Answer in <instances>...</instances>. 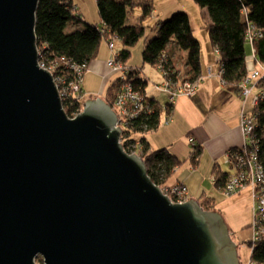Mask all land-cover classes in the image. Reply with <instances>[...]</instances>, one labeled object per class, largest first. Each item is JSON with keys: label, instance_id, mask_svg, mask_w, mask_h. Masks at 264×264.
I'll return each instance as SVG.
<instances>
[{"label": "water", "instance_id": "1", "mask_svg": "<svg viewBox=\"0 0 264 264\" xmlns=\"http://www.w3.org/2000/svg\"><path fill=\"white\" fill-rule=\"evenodd\" d=\"M40 0H0V264H240L217 212L172 203L105 100L68 117L40 67Z\"/></svg>", "mask_w": 264, "mask_h": 264}, {"label": "trees", "instance_id": "2", "mask_svg": "<svg viewBox=\"0 0 264 264\" xmlns=\"http://www.w3.org/2000/svg\"><path fill=\"white\" fill-rule=\"evenodd\" d=\"M192 1L200 9L207 11L204 30L209 35L213 48L219 51L224 88L231 95H239L242 89L241 84L248 75L246 59L251 47L247 38L251 27H255L262 34L253 43L256 60L264 65V0ZM97 5L101 18L100 25L85 23L84 28L78 29L77 26L82 22V17H79L78 11L75 12L76 6L73 0H40L35 28L40 55L48 62L57 63L59 66V60L65 58L79 66L86 65L89 69L97 60L103 42L109 43L118 38L119 45L122 47L119 51L120 58L124 64L128 63L131 60V50L146 37L147 22L154 17L153 0H97ZM135 10L141 14L139 23L130 26L128 19ZM155 25L158 28L157 37L145 47L142 53L144 63L155 67L159 55L166 51L172 65L173 55L168 49L173 47L182 54L187 78L191 81L201 78V45L194 34L189 14L179 12L167 21H157ZM130 71L127 76L128 81L133 83L141 93L147 94L149 81L142 77V71L138 69H130ZM119 81L120 78H117L106 91L104 100L111 107L114 106L113 101ZM257 88L260 92L261 90L264 92V77L257 83ZM149 101L154 110L150 115L140 117L132 124L131 133L140 136V140L135 138L131 141L138 142L141 149L139 155L145 160L151 181L164 189V187L172 186L169 182L176 169L184 162L173 156L167 149L151 152L145 136L161 127L163 114L160 102L153 97H150ZM63 107L71 118L74 113L82 109V104L72 99L68 103L63 102ZM254 110L257 121L254 133L259 144L261 165L264 168V97ZM123 148L130 152L128 144L123 145ZM200 155L201 147L195 146L190 157L194 168L199 163ZM228 176L227 171L219 170L214 173L212 178L216 179L214 185L218 190L224 185ZM198 203L207 212L216 211V202L211 197L203 195ZM248 245L251 246V241ZM251 256L254 264H264V244H257Z\"/></svg>", "mask_w": 264, "mask_h": 264}, {"label": "built area", "instance_id": "3", "mask_svg": "<svg viewBox=\"0 0 264 264\" xmlns=\"http://www.w3.org/2000/svg\"><path fill=\"white\" fill-rule=\"evenodd\" d=\"M78 11L75 7V12ZM78 14V13H77ZM79 15V14H78ZM80 17V16H79ZM262 34L257 31L255 27L249 29L247 41L251 47V53L246 59L248 66L247 78L241 84V91L239 96L245 103L248 100L252 102L251 114L246 113L244 108L242 109L240 122L241 133L244 137V146L238 151L230 150L225 156V165L229 168V176L226 178V182L221 187V191L226 196L241 195L246 190H251L253 200V222L251 224V246L250 260L246 264H254L252 261V254L257 247V244H264V168L261 165L259 155V144L256 139L254 130L256 127V115L254 108L262 101L264 92L257 88V83L264 77V65L259 64L256 60V54L254 49V41L259 39ZM118 38L108 43V47L111 51V58L107 63L108 68L112 73L118 74L120 78L119 87L115 91V98L113 101V111L115 112L117 119L116 128H120L121 144H128L130 154L140 153L138 142L131 140L135 139V135L131 133L133 128L132 124L140 117L150 115L154 107L150 103V95L143 94L141 91L135 88L134 84L128 81V74L131 72L127 63H123L120 58V52L116 51ZM216 50V49H215ZM39 52V50H38ZM217 55L219 51L216 50ZM171 58H169L166 51H163L159 55V60L155 65L157 70L162 72L163 82L160 85L154 84V91L163 93L168 97V104H162V120L161 124L169 125L173 122L172 107L174 102L180 98L187 97L189 99L194 98L197 94V88L202 82L199 78L196 81H191L186 77H181L182 72L178 71L173 64H170ZM40 67L45 71H49L54 77V83L57 86L59 96H61L62 102L71 101L72 99L82 101L84 93V79L86 72L89 70L86 65L79 66L72 61H67L65 58L60 59L59 63L48 62L39 52ZM60 67V68H59ZM220 78H222L223 67L220 64ZM209 78L213 77V72L210 69L207 73ZM222 84L224 81L222 78ZM83 109V107H82ZM77 111L73 114L71 119H76L82 112ZM165 116V118H164ZM161 126V125H160ZM189 144L193 149L196 146L195 140L191 138ZM124 149V148H123ZM126 151V150H125ZM127 152V151H126ZM128 153V152H127ZM128 153V154H129ZM214 183L216 179L212 178ZM162 192L166 194L172 203L184 204L190 199V192L182 183H175L170 187H164Z\"/></svg>", "mask_w": 264, "mask_h": 264}, {"label": "crops", "instance_id": "4", "mask_svg": "<svg viewBox=\"0 0 264 264\" xmlns=\"http://www.w3.org/2000/svg\"><path fill=\"white\" fill-rule=\"evenodd\" d=\"M92 1L95 5L94 0H73L79 16L82 17V22H80L79 25L84 23L99 25L101 23V20L90 15L86 10L87 6L92 8ZM153 2L155 4V14L152 18V24L155 25L157 21H167L174 14H178L179 12H186L191 18L194 34L201 45V40L198 36L199 33L207 34L204 30L206 24L205 16L207 15L206 9H200L192 0H153ZM193 5L197 6V9ZM100 50L97 60L92 63L89 69L92 73L97 75V77H100L104 86L108 88L119 75L112 73L107 66L111 53L107 52L106 54L105 51H102L103 49ZM142 50L144 51L145 48ZM168 51H171L173 55V65L177 70L180 72H182V69L186 70L183 65V58L181 57L182 54L173 49V47H170ZM132 53L134 52L132 51ZM131 56V60L128 62L129 67L144 72L145 67L149 64L146 65L144 60H142L141 63L142 54L141 59L139 57V52L138 58L133 60V55ZM201 56L202 82L197 88V94L191 99L183 97L176 100L172 107V114H174L173 122L169 125H163L162 123L158 130L152 131L145 136L151 152L167 149L173 156L184 162V164L175 171V183H183L190 192V199L196 200L197 202H199V199H201L203 195L208 196V194L205 190H202L203 192L200 198L195 199L193 195L197 196L196 194L198 193L195 191V185L189 180H196V177L197 179H202V177L205 179V177L209 175L213 177L214 173L219 170L228 172L229 168H224L226 160L225 155L231 149H241V147L244 146V137L243 133H241L240 122L242 109L244 108V111L248 114L253 112L251 100L245 103L239 95H231L224 88L222 78H220V56L217 55L209 38L205 46L201 45ZM210 69L213 72V77L211 78L207 76ZM150 77L151 73L150 76L146 75L145 78L149 81L151 79ZM154 79L159 80L157 78ZM85 91L84 84V93ZM151 96L155 97L152 93ZM155 99L160 102L157 98ZM191 138L195 140L196 146L201 147V155L199 156L200 159L196 168H194L190 162V157L193 152V147L189 144ZM171 181L172 179L169 182L170 185ZM201 186L204 187L203 185ZM247 191L248 190L245 192ZM212 194L213 195L210 197L213 198L215 202V192ZM249 194L251 195V191Z\"/></svg>", "mask_w": 264, "mask_h": 264}, {"label": "rangeland", "instance_id": "5", "mask_svg": "<svg viewBox=\"0 0 264 264\" xmlns=\"http://www.w3.org/2000/svg\"><path fill=\"white\" fill-rule=\"evenodd\" d=\"M94 1H95V5L92 1V5H93L92 8L87 6L86 10L90 15H93L97 19L101 20L99 13H98V6L96 5V0ZM194 7H196L197 9V6H194ZM139 17H140L139 11L135 10L134 13L130 14L129 19H128V24L130 26H134L135 24L139 23ZM152 22H153L152 19H150L147 22L148 28H147L146 35H145L146 37L138 45H136L134 49L131 50L134 52L132 53L133 60L138 58V52H139V57L141 59V54L143 52L142 49H144L151 40L157 37L156 35H157L158 28L156 27V25L152 24ZM84 24H80L79 25L80 27L77 26V28L78 29L84 28ZM200 33L198 36L201 40V45L205 46L206 41L209 38V35L205 33L203 34L202 33L200 34ZM209 41H210V38H209ZM101 49H103L102 51H105L106 54L107 52L111 53L108 47V43L106 41L103 42ZM116 49H117L116 51L121 50V46L119 45V43H117ZM142 60L143 59H141V63H142ZM182 70H183V74L181 77H186L185 70L184 69ZM86 73L87 74L85 76V82H84L86 91L85 93H83L82 101H81L83 108H84V105L88 101H93V99L104 100V98L107 95L106 91L109 88V87L107 88L106 86H104V83H102V80L100 79V77H97V75L92 73L90 69ZM150 73H151V77H150L151 79L149 80L150 81L149 89H148L149 93L148 92L147 93L150 96L152 93L155 96L153 98H157L161 104H168L167 103L168 97L166 95H164L161 92L160 93L154 92L152 89L154 87V84L160 85V83L163 82L162 72L160 70H157L155 67H151L148 65L145 67V71L142 72L141 75L142 77H146V75L150 76ZM152 75H153V78H152ZM154 78H157L159 80H155ZM135 138L140 140V136H136ZM224 168L226 169L227 166L224 165ZM228 172H229V169H228ZM189 181L195 185V191L196 193H198L196 194L197 196L193 195L195 199L200 198L203 192L202 190H205L209 197L213 195L212 193L215 192L214 194L216 195V199H215V202H216L215 210L216 211L215 212L219 213L224 218L225 223L229 227V235H231L233 242H235V244L238 246V257L240 258V264H246L250 260V250H249L248 242L251 241L252 239L250 225L253 222V212H252L253 200L251 198L252 195L249 194L251 190H248L247 192H244L241 195L226 196L222 192L220 193V191L216 189L211 175H209L208 177H205V179H203V177L202 179L201 178L197 179L196 177V180L191 179ZM175 182L176 180L174 176V178H172L171 185H174ZM200 184L203 185L204 187H202Z\"/></svg>", "mask_w": 264, "mask_h": 264}, {"label": "flooded vegetation", "instance_id": "6", "mask_svg": "<svg viewBox=\"0 0 264 264\" xmlns=\"http://www.w3.org/2000/svg\"><path fill=\"white\" fill-rule=\"evenodd\" d=\"M36 263L37 264H44V259L42 256H39L37 259H36Z\"/></svg>", "mask_w": 264, "mask_h": 264}]
</instances>
